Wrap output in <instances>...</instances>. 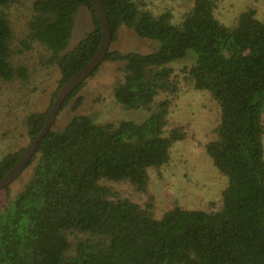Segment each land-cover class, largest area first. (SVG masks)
<instances>
[{"label":"trees","instance_id":"1","mask_svg":"<svg viewBox=\"0 0 264 264\" xmlns=\"http://www.w3.org/2000/svg\"><path fill=\"white\" fill-rule=\"evenodd\" d=\"M215 2L193 0L174 24L169 11L153 14L140 0H100L111 43L125 26L159 46L148 54L108 50L60 111L74 98L80 102L86 81L108 62L118 65L116 102L149 115L142 122L116 123L75 115L63 129L51 127L27 165H34L30 178L0 208V264H264V22L247 6L226 26L215 17ZM18 4L0 0V83L28 81L27 66L11 61L7 11ZM82 8L91 30L68 49ZM30 15L22 45L43 46L45 64L60 73L52 103L61 85L94 56L101 25L90 0H32ZM188 57L193 61L180 69L179 78L173 63ZM178 78L208 92L217 105L218 123L204 151L226 184L217 208L174 204L157 213L155 198L140 206L106 183H128L146 193L150 172L163 177L171 151L187 136L183 125L172 126L169 119L182 91ZM46 114L25 116L30 142ZM24 150L3 155L0 178Z\"/></svg>","mask_w":264,"mask_h":264},{"label":"rangeland","instance_id":"2","mask_svg":"<svg viewBox=\"0 0 264 264\" xmlns=\"http://www.w3.org/2000/svg\"><path fill=\"white\" fill-rule=\"evenodd\" d=\"M142 8L153 14L169 11L172 21L177 24L192 7L193 0H140ZM32 0H20L12 6L8 18L13 30L11 42V61L14 65L23 64L28 68V81L22 83L15 79L10 83H0V160L8 152L18 151L29 145L24 118L30 113L47 112L52 93L57 89L60 73L56 67L45 64L48 52L37 42H32L31 49L22 45L27 35V21L30 19ZM247 6L257 10V16L264 22V0H216L215 17L224 25L231 26L237 16ZM88 12L82 8L77 14L75 27L68 49L74 47L91 30ZM159 43L137 37L125 26H121L117 40L110 44L109 50L122 53L136 52L148 54L156 50ZM192 58L174 62L173 69L182 78L180 69L192 63ZM118 65L105 62L98 73L89 78L77 97L61 110L53 125L55 131L61 130L75 115H87L96 123H116L120 120L142 122L148 117L145 110L125 109L118 104L112 89L118 81ZM176 79L182 91L173 101L170 124L183 125L187 132L186 140L177 143L171 151L170 164L162 170L163 177L150 172V183L146 193L137 192L128 183H106L121 197L127 198L140 206L155 198L153 210L161 212L174 204L185 208L209 209L211 203L219 206L220 191L226 184V178L218 174L204 151V145L214 136L212 129L218 123V108L208 92L194 90L183 79ZM262 148L264 159V109L262 112ZM179 144V145H178ZM175 146V144H174ZM173 146V147H174ZM34 165L25 168L19 178L6 190H0V208L19 192L30 178ZM156 214V213H155ZM73 241V237H70Z\"/></svg>","mask_w":264,"mask_h":264},{"label":"water","instance_id":"3","mask_svg":"<svg viewBox=\"0 0 264 264\" xmlns=\"http://www.w3.org/2000/svg\"><path fill=\"white\" fill-rule=\"evenodd\" d=\"M90 1L94 9L96 10L101 25V42L99 48L85 66H83L77 73H75L61 85L47 111L40 133L29 143V145L26 147L20 158L11 167V169L3 177L0 178V190L10 186L16 179L19 178L23 170L29 164L31 157L36 152L38 144L51 129L65 99L76 88H78L83 83V81L88 78L105 59L111 43L109 24L101 7L100 0Z\"/></svg>","mask_w":264,"mask_h":264}]
</instances>
